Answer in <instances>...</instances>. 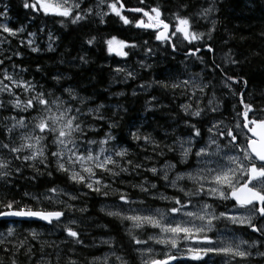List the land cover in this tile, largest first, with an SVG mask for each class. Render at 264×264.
<instances>
[{"label":"snow or ice","instance_id":"1","mask_svg":"<svg viewBox=\"0 0 264 264\" xmlns=\"http://www.w3.org/2000/svg\"><path fill=\"white\" fill-rule=\"evenodd\" d=\"M140 2L143 3L144 0ZM83 3L84 0H23V8L33 14L61 17L62 23L67 20L73 25L87 21L92 15L99 16L100 22L104 23L105 17L114 14L124 25L153 30L155 39L170 46L173 53L178 51L176 40L187 42L189 45L199 44V47L189 48L186 55L195 56L205 46L208 52L214 51L211 44L200 42L205 41V37L209 41L212 39L216 21H211L212 27L205 33L192 28V18H209L216 11L215 0H211L209 6L201 7L192 16L181 15L179 11L173 13L175 25L165 22L158 6L145 11L140 7L126 9L124 0H98L95 9L100 10L94 11L93 7H82ZM103 7L108 10L103 11ZM179 8L186 10L188 4L181 3ZM125 9L132 13H142L147 20L129 19L122 12ZM0 16H7V6L0 11ZM0 32L16 37L24 33L25 28L21 26L13 29L7 24H0ZM28 35L35 37L36 34ZM48 39L52 40L51 33ZM5 42L10 44L7 37L0 40V43ZM85 43L93 46L96 37L87 39ZM104 43L110 55L114 53L122 58L129 56V51L125 49L137 47L136 44L115 36ZM24 44L25 42L21 41V45ZM26 46L33 53L41 51L33 39L27 40ZM47 50H54L51 43ZM148 51L151 52L152 49L149 48ZM13 57L22 58V53L15 51L10 56L0 58V180L7 184L9 177L22 174L21 166L33 171L32 180L44 175L50 177L53 175L51 169L54 165L55 171L65 174L73 184L81 185L90 192L105 197L111 190L120 201L130 205L135 201L130 199L128 193L119 188L113 189L112 185L118 181L123 183L119 178L124 174L151 173L152 177L159 178L165 187L177 193L172 196L159 194L160 200L171 205L166 212L159 208L148 213H137L133 210L134 214L130 215L120 211L106 212V215L121 222H130L131 227L126 230L130 240L134 245L145 246L135 249L141 264H172L184 258L197 264H218L213 257L221 258L219 264H251L254 257L264 259V251L260 250L264 247V239H261L264 238V107L254 108L252 103L245 102V95L250 93L233 89L234 84H242L247 89L248 80L229 76L224 72V87L231 95L239 96L242 110L236 111V106H233L236 119L232 126H229L225 119L209 121L206 139L204 121L208 114L219 112L221 107L215 95L207 100L206 105L201 106L205 89L209 85L190 80L170 82L167 77L154 80L152 84L162 89H171L173 92L181 89L182 95H187V89L191 86L190 96L196 103L195 106L193 103L180 105L184 115L188 117L184 120L186 137L177 136L171 144H164L163 147L151 133L141 132L134 124L131 126L136 128L135 131L131 128L129 130L132 140L138 145L142 143L145 152L151 147L155 156H165V149L174 154L175 162L165 160L161 167L155 164L146 167L143 162H135L129 158L128 148L118 147V138L111 130L119 125L112 117L105 115L104 104L89 106L91 98L81 96L75 87L64 86L61 81L65 78L60 74L52 77L55 84L52 90H48L43 84L25 79L22 73L27 72V69L15 63L12 64L10 72L4 65L6 60L11 61ZM78 59L84 64L88 62L84 56H79ZM198 59L203 62L202 57ZM226 59L232 65L240 63L231 55ZM213 64L214 68H220L214 61ZM141 67L151 68V65L141 63ZM37 71L40 69L37 68ZM114 71L117 74L124 73L125 80L135 79L132 71H126L124 68H116ZM140 87L144 88L145 85ZM197 91L201 93L200 97H197ZM118 95L123 96L124 93ZM133 95L136 93L133 92ZM152 99L155 100L156 97L153 96ZM98 125H106L109 131L104 132L101 139H94L92 137L101 132ZM241 139L243 143H240ZM193 157L196 161L194 168L190 164ZM144 159L150 162L153 158L145 156ZM15 161H19L21 166L13 167ZM180 168L190 170H178ZM188 183L192 186L188 187ZM133 187H139L144 193L158 191V185L147 178ZM24 195L30 194L26 192ZM62 195L67 196L69 201L79 198L59 187L48 188L43 199L64 205L62 209L52 210L20 206V201L15 199H0V218H36L53 227H60L64 233L61 243L71 245L68 252L75 255V246L85 247V244L79 230L80 223L65 215L66 211L77 209L73 204L60 199ZM30 198L38 203L41 200L39 196ZM205 198L214 202L231 201L232 210L217 212L214 203H208ZM239 209H245L246 214H240ZM78 211L83 213L87 209L80 208ZM220 224L224 227H218ZM236 226L250 229L251 232L258 233L259 237L251 241L238 239L235 236ZM146 228L156 229L158 232L142 239L137 232ZM210 233L212 235H209ZM14 237L13 228H8L6 234L0 233V252L10 254L11 264H18V257L21 255L31 264L36 256L33 241L40 244V256L35 260V264H53V253L46 252L45 246L54 249L55 264H61L63 250L60 246L54 242L49 244L47 241H40V234L35 230H30L28 236L17 239L15 243L11 239ZM150 242L165 246L169 251L163 254V258H155L152 255L154 250L149 246ZM101 243L109 246V252L103 256H94L90 264H128L125 256L116 249L114 241L109 239ZM177 252H182V255L178 256ZM0 264H4V256H0ZM63 264H78V261L68 256Z\"/></svg>","mask_w":264,"mask_h":264},{"label":"trees","instance_id":"2","mask_svg":"<svg viewBox=\"0 0 264 264\" xmlns=\"http://www.w3.org/2000/svg\"><path fill=\"white\" fill-rule=\"evenodd\" d=\"M97 2L98 0H84L82 7H93L94 11H97L95 9ZM210 2L211 0H144L141 3L140 0H124L126 9L140 7L149 11L152 7L158 6L163 13L162 18L165 22L168 17L173 18L172 14L177 11L181 15L192 16L201 7L209 6ZM181 3L188 4V8L180 9ZM5 6H7V16H0V24H7L13 29L23 26L25 32L16 37L0 32V40L7 37V40L10 41V44L0 43V58L10 56L15 51L22 53V58L13 57L11 61L6 60L4 66L10 72L13 63L27 69V72L22 73L24 78L43 84L48 90H52V86L55 84L52 77L60 74L65 78L61 81L64 86L75 87L81 96L91 98L89 106L95 107L104 104L105 115L112 117L119 125L111 130L113 135L118 138V147L128 148L129 158L135 162H143L146 167H151L153 164L161 167L165 160L175 162L174 154L168 153L165 149V156H155L151 147H148L145 152L142 143L138 145L136 141L132 140L129 134L130 128L132 131L139 128L143 133H151L160 142L161 147L164 144H171L177 136L186 137L187 130L184 128V116L179 103L191 94L190 90L192 89L191 86L188 87V94L182 95L181 89H177L175 92L171 89L165 90L152 84L154 80L167 77L170 82L173 80L179 82L189 75L199 79L201 84L209 85L205 89V101L201 106L206 105L207 100L215 95L221 107L219 112L208 114L204 121V132H207V122L210 118L228 120L236 115L233 111L234 105L236 111L242 109L238 95H233L234 98H230L223 90L225 88L224 72L229 76L243 77L248 80L247 89L242 84H234L233 89L237 92L250 93V95H245V102L252 103L254 108L264 107V0H215L216 11L209 18L201 19L193 16L192 28L197 32L206 33L212 27L211 21H216V30L212 33V39L209 41L205 37V41L200 42L211 44L214 51L212 54L207 52L203 55L190 57L185 65L174 59L176 57L168 49H165L154 62L152 55L156 39L153 33L149 30H138L133 25H124L114 14L105 17L104 23L100 22L99 16L92 15L87 21L73 25L67 20L62 23L63 18L61 17L45 16L42 13L33 14L30 10L23 8V0H0V11H3ZM105 8L103 7L102 10L105 11ZM124 15L129 19L143 18L136 14ZM29 33L36 35L30 37ZM49 33L52 35L51 41L48 39ZM93 36L96 37V43L93 46L87 45L85 41ZM113 36L134 43L137 47L131 50L125 49L129 51L127 58L115 54L110 55L104 41ZM29 39H33L34 44L41 51L31 52L26 46ZM21 41L25 42L24 46L21 45ZM49 43L52 44L53 51L47 50ZM193 46L194 44L188 45L189 48H193ZM149 48L152 49L151 52L148 51ZM228 55L240 63L229 64L226 59ZM79 56L86 57L88 62L82 63L78 59ZM198 57H202L203 62ZM213 61L215 65H220V68H214ZM123 62L135 74V79L125 80L124 73L117 74L114 71ZM141 63L151 65V68L141 67ZM37 68L40 69L39 72ZM141 85H145V87L141 88ZM149 85L152 86L149 87ZM121 92L124 93L123 96L118 95ZM133 92L136 95H133ZM197 95L201 96V94ZM153 96L156 97L155 100L152 99ZM227 96L229 100L226 99ZM229 102L234 103L228 105ZM133 124L136 125V128L131 127ZM98 127H101V132L99 135L93 136L94 139H101L104 132L109 131L106 125H98ZM145 156L152 157V161H145ZM16 166H21L19 161L14 162L13 167ZM21 167H23L22 174H14L9 177L7 184L0 180V199H15L20 201V206L27 205L34 209L52 210L62 209L64 205L50 203L43 199L48 188L59 187L78 196L79 198L74 201H69L68 197L64 195L60 199L73 204L77 209V211H66L65 215L80 223L79 230L82 232L85 247L75 246L76 254L73 255L68 252L71 245L61 243L64 239L62 228L43 223L0 221V233L6 234L8 228H13L15 237L11 239L15 243L17 239L28 236L30 230H35L40 234V241H47L49 244L54 242L60 246V249L63 250L61 264L68 256L76 259L78 264H90L94 256H103L109 252V246L101 242L110 239L114 241L119 253L125 256L128 264H139L135 250L138 246L132 243L126 231L128 223L106 215L112 206L123 204L111 190L107 197L90 192L81 185L73 184L65 174L56 172L54 165L51 169L52 176L44 175L36 180L31 179L34 173L30 168ZM178 170L187 169L180 168ZM145 178L156 183L158 191L144 193L139 190V187H133V185L142 183ZM119 179L123 180V183L118 181L112 185V188H119L127 192L130 199L135 201V205L139 204L141 207L150 209L161 207L167 210L171 205L160 200L159 194L163 193L168 196L177 194L173 189L165 187L162 180L152 177L151 173L124 174ZM187 186L191 187L192 185L188 183ZM26 192L30 195L25 196ZM31 196H39L40 202L31 199ZM80 208H86L87 211L81 213L78 211ZM148 231L144 229L137 234L140 238L146 239ZM33 244H35L36 256L31 264H35V260L40 256V244L35 241ZM45 251L53 253L51 258L55 264L54 249L45 246ZM9 255L0 252V256H4V264H11ZM18 264H29V261L21 255L18 257ZM182 264L197 263L184 262Z\"/></svg>","mask_w":264,"mask_h":264},{"label":"flooded vegetation","instance_id":"3","mask_svg":"<svg viewBox=\"0 0 264 264\" xmlns=\"http://www.w3.org/2000/svg\"><path fill=\"white\" fill-rule=\"evenodd\" d=\"M172 25V24H170ZM153 33L154 35V38H155V34H154V31L153 30H149ZM156 45L154 46V51H153V55H152V60L155 62L158 57H160L159 55L165 51V49H168L170 53L174 54V56L178 62L182 63V64H186V62L190 59V57H195V56H198V55H203L205 53H207V47H203L201 48V51L198 52L195 56H192V55H186V51L189 49L188 45L184 48H180L178 49V51H176L175 53L172 52V49L170 46L166 45V44H163L161 42H158V41H155ZM194 47H199V44H194L193 48ZM210 54H212V52H209ZM182 80H185V78H183ZM227 93V95H229L230 98H234L233 95L230 94L229 90L228 89H225V91ZM196 94H200L198 91ZM227 100H229L228 96L226 97ZM238 99H239V96H238ZM195 99L194 98H191V96L189 95L187 98L183 99L182 102L179 103V107L181 104H185V103H191V102H194ZM234 102H229L228 105H232ZM242 106V105H241ZM181 109V107H180ZM242 110V109H241ZM183 113V111H182ZM183 116H184V120L185 119H188V117H186L183 113ZM251 116V114H250ZM211 121V120H208V122ZM207 122V124H208ZM225 122L229 125V126H232L235 122V120H225ZM240 143H243V140L241 139ZM208 203H214V206H215V209L217 212H220V211H230L232 210V207H233V204L231 201H228V202H221L219 200L217 201H212L211 199H207ZM239 210H245V209H239ZM218 227L220 228H223L224 225L223 224H220L218 225ZM229 227H233L231 225H229ZM209 235H212L211 233ZM235 236L239 239H243V240H248V241H251V240H254V239H257L259 237V234L258 233H253L251 232L250 229H247L245 227H238L236 226L235 227ZM261 239H264V238H261ZM261 251H264V248L262 247L260 249ZM159 258V257H158ZM162 258V257H160ZM214 261H217L218 264L219 262L221 261V258L220 257H213L212 258ZM226 259V258H225ZM187 263H189L187 261ZM193 263H196V262H193ZM176 264H180V262H177ZM251 264H264V259H261L260 257H254L251 261Z\"/></svg>","mask_w":264,"mask_h":264},{"label":"rangeland","instance_id":"4","mask_svg":"<svg viewBox=\"0 0 264 264\" xmlns=\"http://www.w3.org/2000/svg\"><path fill=\"white\" fill-rule=\"evenodd\" d=\"M98 3V2H97ZM98 10H100V9H97V11ZM108 9L107 8H105V11H107ZM104 11V10H103ZM123 14H129V13H126V12H123ZM139 16V15H138ZM142 17V16H141ZM138 19H140V18H138ZM146 20V19H145ZM166 22L167 23H169V24H172V25H175V23H176V21H175V19L174 18H172V17H168V19L166 20ZM176 43H177V45H178V49H180V48H184V47H186L187 45H189L187 42H183V43H181V41L180 40H176L175 41ZM180 47V48H179ZM114 54V53H113ZM117 68H124L126 71H130V69H128V65L125 63V62H123L121 65L119 64L118 65V67ZM185 80H190V81H194L195 83H198V84H201L200 83V80L199 79H195V78H193V77H190L189 75H187L186 77H185ZM190 87V86H189ZM225 89H227V88H223V90L225 91ZM190 91H192V89L190 90ZM201 94V93H200ZM197 95V94H196ZM197 97H200L199 95H197ZM205 101V99H204V96H203V102ZM195 103H196V101H194L193 102V105L195 106ZM203 104V103H202ZM201 104V105H202ZM205 104V103H204ZM233 119L235 120L236 119V115L233 117ZM208 126V125H207ZM207 138V132H205V139ZM190 164H191V166L194 168L195 166H196V161H195V158L193 157V158H191L190 159ZM187 170H190V169H187ZM111 210H113V211H120V212H122L123 214H126V215H130V214H134V212H133V210H135V212H137V213H148V212H151V211H154L155 209H157V208H145V207H141L139 204L138 205H135V203H132V204H117V205H115V206H112L111 208H110ZM159 209H161V210H164L165 212L167 211V210H165V209H163V208H159ZM239 213L240 214H246L245 213V210H239ZM127 223H128V228L129 227H131V225H130V222H128V221H126ZM147 230H149L148 231V233L146 234V236L147 235H150V234H154V233H156V232H158V230H156V229H151V228H146ZM239 239V238H238ZM149 246H151L152 248H153V253H152V255L155 257V258H160V257H162L163 258V254L165 253V252H168L169 251V249L168 248H166L165 246H162V245H156V244H153V243H150V245ZM138 247H145V246H143V245H141V246H138ZM182 247V249H183V245L181 246ZM264 248V247H263ZM177 255L179 256V255H182V252H177ZM136 256H137V259H138V261H139V264H141V259H140V256H139V254L136 252ZM195 262V261H191V260H189V259H187V258H184V259H180V260H177L176 261V263L177 262H180L181 264L182 263H184V262ZM175 263V264H176ZM197 263V262H196Z\"/></svg>","mask_w":264,"mask_h":264},{"label":"water","instance_id":"5","mask_svg":"<svg viewBox=\"0 0 264 264\" xmlns=\"http://www.w3.org/2000/svg\"><path fill=\"white\" fill-rule=\"evenodd\" d=\"M122 12H126V13H129V14H136V15L142 16V13H132V12L127 11L126 9L122 10ZM143 18L147 19L146 17H143ZM137 29L138 30H145V29H139V28H137ZM0 221H6V222H28V223H43V224H47L46 222L40 221L39 219H36V218L22 219V218H16V217H8V218H0ZM175 263H176V261L172 262V264H175Z\"/></svg>","mask_w":264,"mask_h":264},{"label":"bare ground","instance_id":"6","mask_svg":"<svg viewBox=\"0 0 264 264\" xmlns=\"http://www.w3.org/2000/svg\"><path fill=\"white\" fill-rule=\"evenodd\" d=\"M207 49V48H206ZM213 119H217V118H210L209 120H213ZM228 120H234L233 118H229Z\"/></svg>","mask_w":264,"mask_h":264}]
</instances>
